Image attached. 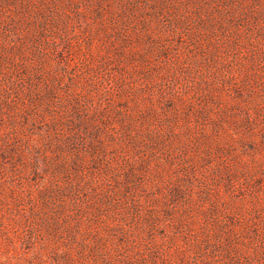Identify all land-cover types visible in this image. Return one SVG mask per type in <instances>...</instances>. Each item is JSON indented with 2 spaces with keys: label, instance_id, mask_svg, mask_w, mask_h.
Wrapping results in <instances>:
<instances>
[{
  "label": "rangeland",
  "instance_id": "rangeland-1",
  "mask_svg": "<svg viewBox=\"0 0 264 264\" xmlns=\"http://www.w3.org/2000/svg\"><path fill=\"white\" fill-rule=\"evenodd\" d=\"M0 264H264V0H0Z\"/></svg>",
  "mask_w": 264,
  "mask_h": 264
}]
</instances>
